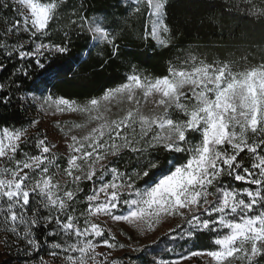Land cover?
<instances>
[{"label":"snow or ice","instance_id":"6c2138e0","mask_svg":"<svg viewBox=\"0 0 264 264\" xmlns=\"http://www.w3.org/2000/svg\"><path fill=\"white\" fill-rule=\"evenodd\" d=\"M108 7L0 0V264H264V0Z\"/></svg>","mask_w":264,"mask_h":264},{"label":"trees","instance_id":"16d2710c","mask_svg":"<svg viewBox=\"0 0 264 264\" xmlns=\"http://www.w3.org/2000/svg\"><path fill=\"white\" fill-rule=\"evenodd\" d=\"M97 7L104 8L105 11H110L108 7L111 5L113 0H93ZM133 51H142L135 50ZM144 61L148 70L158 74H163L164 68L158 58H153L151 53L148 52L141 57ZM94 63V61L89 56L87 50L84 48L83 43H78V45L73 49L72 53L63 61H58L54 64V69L57 71H64L71 67L75 70V76L70 80L69 84L66 86V91L70 94L76 95L79 98H84L92 95H97V90L103 84L111 85L117 75H119V70L116 65H113L104 73L103 78L94 77L90 72H87L89 65ZM79 65V67H78ZM72 77V73L69 74ZM119 81H116L118 83ZM5 255L12 260V264H16L17 260H21L22 257L16 256L15 252L5 253Z\"/></svg>","mask_w":264,"mask_h":264},{"label":"rangeland","instance_id":"374dc122","mask_svg":"<svg viewBox=\"0 0 264 264\" xmlns=\"http://www.w3.org/2000/svg\"><path fill=\"white\" fill-rule=\"evenodd\" d=\"M68 119H69V122H73L74 120V114H68ZM75 122H78V121H75ZM192 264H196V258H193V262Z\"/></svg>","mask_w":264,"mask_h":264}]
</instances>
